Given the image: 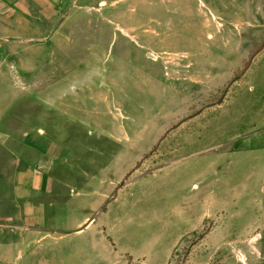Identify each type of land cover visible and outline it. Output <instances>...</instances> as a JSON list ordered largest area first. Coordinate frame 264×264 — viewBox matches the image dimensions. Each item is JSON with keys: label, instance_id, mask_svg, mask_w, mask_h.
Returning <instances> with one entry per match:
<instances>
[{"label": "rangeland", "instance_id": "374dc122", "mask_svg": "<svg viewBox=\"0 0 264 264\" xmlns=\"http://www.w3.org/2000/svg\"><path fill=\"white\" fill-rule=\"evenodd\" d=\"M104 1L89 7L91 15L64 17L59 40L64 48L70 47L71 36L119 31V1L103 6ZM214 1L232 22V32L217 33L214 23L204 25L198 0H153V5L137 0L138 9L131 2L120 7L125 31L148 37L131 42L155 62L134 48L124 52L122 38L114 49L115 57L131 59L138 74L128 69L117 79L142 81L127 83L120 110L110 114L116 128L127 129L128 143L141 141L144 146L141 158L127 152L128 167L141 162L124 185L175 163L132 182L115 200L113 194L102 202L96 194L85 201L91 221L63 231L58 264H264V46L253 56L264 43V22L255 27L252 40H238L246 27L243 22L258 18L250 9L252 2ZM69 8L67 4L64 13ZM138 16L143 21L135 19ZM151 17L160 22L154 25L167 39L149 38L157 30L149 23ZM20 26L31 31L37 27L0 20L1 28ZM209 32L215 39H207ZM13 42L0 46H19ZM249 60L248 71L234 80ZM15 90L22 96L21 87ZM90 110L85 112L90 117L84 121L86 132L76 137L74 160L68 157L80 166L88 153L82 147L97 144L100 136L99 131L88 133L95 125ZM74 136L67 138L75 141ZM175 144L183 145L180 151L173 150ZM88 154L96 159L91 170L109 162L108 155ZM115 175L113 171L110 176Z\"/></svg>", "mask_w": 264, "mask_h": 264}, {"label": "crops", "instance_id": "0c3cea01", "mask_svg": "<svg viewBox=\"0 0 264 264\" xmlns=\"http://www.w3.org/2000/svg\"><path fill=\"white\" fill-rule=\"evenodd\" d=\"M96 1L0 0V20L14 25H37L32 31L23 26L18 30L0 27V45L11 41L19 45L11 46L10 50L0 46V264H58L57 249L62 248L63 231L72 232L91 221L85 201L96 194L102 202L112 199L113 194L115 200L132 182L144 181L175 163L124 185L141 162L128 167L127 152L133 153V158H141L144 146L141 141L128 143L127 129L116 128L110 118L111 112L120 110V98L126 97L127 83L138 79L127 82L117 79V74L128 69L135 73L137 66L129 58L115 57L114 49L122 38L125 42L120 48L124 52L134 48L145 60L152 63L154 60L152 55L151 59L145 57L131 42L147 39V35L124 29L126 21L120 7L131 2L138 9L137 0H107L109 4L119 1V31L71 36L70 47H63L59 40L63 39L64 17L91 15L93 10L89 7ZM250 1L251 12L258 18L243 22L246 27L240 31L242 36L238 40H252L255 27L264 22V0ZM149 2L154 4L153 0ZM198 2L204 25L214 23L217 33L233 31L232 22L217 10L214 0ZM67 4L70 8L64 13ZM135 19L143 21L140 16ZM149 21L151 26L155 22L160 26L154 17ZM155 28L149 38H168ZM213 36L207 33V39ZM84 39L93 42L84 44ZM227 39L226 36L221 40ZM141 71L149 72L145 66H141ZM20 87L22 96L16 95L15 89ZM90 106L95 125L89 127L88 133L99 131L100 136L97 144L81 146L88 153L96 152L97 157L109 156L108 164L100 169L95 166L93 170L91 165L96 159L92 154L87 153L83 162L86 164L82 166L70 161L74 146L79 147L76 137L86 132L84 121L89 122L90 117L85 112ZM78 128L80 131L76 133ZM72 135L75 141L68 140L67 136ZM181 146L175 144L173 150L180 151ZM113 171L114 177L110 176ZM106 186L108 189L104 191Z\"/></svg>", "mask_w": 264, "mask_h": 264}, {"label": "trees", "instance_id": "16d2710c", "mask_svg": "<svg viewBox=\"0 0 264 264\" xmlns=\"http://www.w3.org/2000/svg\"><path fill=\"white\" fill-rule=\"evenodd\" d=\"M263 46H264V43L262 44V46H260L259 48L256 49V51L253 53V56H254L257 52H259V51L262 49ZM249 63H250V60L244 65V68L242 69L241 73H240L239 75H237V76L234 78V80L238 79L239 76H241V75L247 70V68H248V66H249Z\"/></svg>", "mask_w": 264, "mask_h": 264}, {"label": "bare ground", "instance_id": "6f19581e", "mask_svg": "<svg viewBox=\"0 0 264 264\" xmlns=\"http://www.w3.org/2000/svg\"><path fill=\"white\" fill-rule=\"evenodd\" d=\"M102 4H104V2H103ZM216 20H217V19H216Z\"/></svg>", "mask_w": 264, "mask_h": 264}]
</instances>
